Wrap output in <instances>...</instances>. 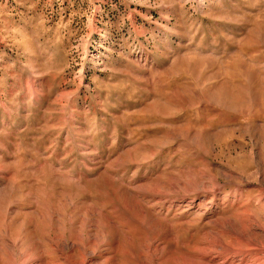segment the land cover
<instances>
[{
    "label": "rangeland",
    "instance_id": "1",
    "mask_svg": "<svg viewBox=\"0 0 264 264\" xmlns=\"http://www.w3.org/2000/svg\"><path fill=\"white\" fill-rule=\"evenodd\" d=\"M81 253L264 264V0H0V264Z\"/></svg>",
    "mask_w": 264,
    "mask_h": 264
},
{
    "label": "bare ground",
    "instance_id": "2",
    "mask_svg": "<svg viewBox=\"0 0 264 264\" xmlns=\"http://www.w3.org/2000/svg\"><path fill=\"white\" fill-rule=\"evenodd\" d=\"M6 241V240H5ZM72 241V240H71ZM70 242V241H69ZM77 243V242H76ZM70 244V243H69ZM76 245H79V244H76ZM73 246V245H72ZM81 246V245H80ZM61 247V246H60ZM74 247V246H73ZM76 247V246H75ZM81 249V248H80ZM83 249V248H82ZM152 249V248H151ZM9 250H10V248H9ZM17 250V249H16ZM78 251V250H77ZM80 252V251H79ZM57 253V252H56ZM76 254H77V252H76ZM98 254V253H97ZM157 254V253H156ZM66 255V254H65ZM72 255V254H71ZM28 256H30V255H28ZM35 256V255H34ZM79 256L81 257V258H79ZM79 256H77L79 259H81V260H79V264H88L87 263V261H88V257H86L84 254H82L81 253V255H79ZM14 257V256H13ZM31 257V256H30ZM65 257V256H64ZM75 257V256H74ZM6 258H7V255H6ZM62 258V257H61ZM19 259V258H18ZM34 259V258H33ZM152 259V258H151ZM76 260V259H75ZM78 260V259H77ZM153 260V259H152ZM64 261L65 262H67L66 260H65V258H64ZM105 261V260H104ZM154 261V260H153ZM6 262V261H5ZM14 262H15V260H14ZM44 262V261H43ZM146 262H147V260H146ZM16 263V262H15ZM40 263V262H39ZM98 263V262H97ZM105 263V262H104ZM152 263V262H151ZM155 263V262H154ZM16 264H34V261L33 260H26V261H18ZM53 264V263H52ZM55 264H57V263H55ZM64 264V263H63ZM92 264H94V263H92ZM148 264H150V263H148Z\"/></svg>",
    "mask_w": 264,
    "mask_h": 264
}]
</instances>
